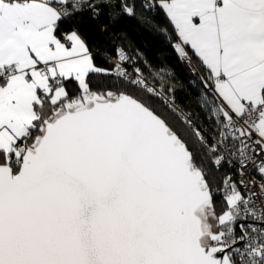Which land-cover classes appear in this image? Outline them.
Segmentation results:
<instances>
[{"label": "snow or ice", "instance_id": "6c2138e0", "mask_svg": "<svg viewBox=\"0 0 264 264\" xmlns=\"http://www.w3.org/2000/svg\"><path fill=\"white\" fill-rule=\"evenodd\" d=\"M140 6L0 0V264H264V0ZM106 8L165 36L203 120L123 34L97 65L72 21Z\"/></svg>", "mask_w": 264, "mask_h": 264}, {"label": "trees", "instance_id": "16d2710c", "mask_svg": "<svg viewBox=\"0 0 264 264\" xmlns=\"http://www.w3.org/2000/svg\"><path fill=\"white\" fill-rule=\"evenodd\" d=\"M126 2H135L137 12L139 13L142 11L140 2L134 0H126ZM113 11L118 12L119 5H117ZM104 12L105 15L101 20V23L107 25L104 34L99 32L95 22L90 20L88 13H84L79 22L76 20L72 21V25L77 26L83 34L87 35L90 44L93 45L94 59L97 65L104 68L113 67V65L106 63L102 59L101 54L107 49L108 52L114 55V48L107 37L109 34H116L117 37L123 34L122 38H120V42L124 44L125 48L131 53H135L137 50L142 53V58L138 59L137 66L140 67L143 74L148 77L149 82L159 87V82L152 80V75L154 73L165 75V79L168 81L169 85L174 86L173 95L175 103L185 111H191L192 113L199 112L200 118L203 120L204 114L200 112L198 108L199 89L202 85L198 83L194 86L190 83L192 77L165 36L159 33L156 28L128 16L119 18L116 25L112 26L108 23V9L106 8ZM147 15L151 16L157 25L168 27L169 32H173L172 27L163 13L158 12L153 16V14L149 12ZM70 26L71 25H65V27ZM129 71H131V68H129ZM165 92H167V87H165ZM155 103L161 104V101L156 100ZM205 125H207V121H205ZM232 173L233 171L229 167L225 166L222 168L215 174L217 185L221 184L225 175Z\"/></svg>", "mask_w": 264, "mask_h": 264}, {"label": "built area", "instance_id": "2783aa9c", "mask_svg": "<svg viewBox=\"0 0 264 264\" xmlns=\"http://www.w3.org/2000/svg\"><path fill=\"white\" fill-rule=\"evenodd\" d=\"M134 1H138V2H140V0H134ZM194 62H195V58H194ZM183 65L185 66V68H186V70L188 71V73L190 74V72H189V69H188V67L183 63ZM197 67L199 68L200 66H199V64L197 63ZM191 76V75H190ZM192 77V76H191ZM227 167V166H226ZM230 168V167H229ZM230 169H232V171H233V173L231 174V175H233V178L234 179H238V176H237V174H236V172H235V169H233V168H230ZM259 179V176H257V180Z\"/></svg>", "mask_w": 264, "mask_h": 264}, {"label": "crops", "instance_id": "0c3cea01", "mask_svg": "<svg viewBox=\"0 0 264 264\" xmlns=\"http://www.w3.org/2000/svg\"><path fill=\"white\" fill-rule=\"evenodd\" d=\"M171 26V25H170Z\"/></svg>", "mask_w": 264, "mask_h": 264}]
</instances>
